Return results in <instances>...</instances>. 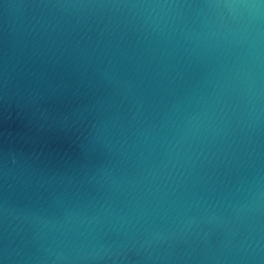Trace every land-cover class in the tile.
Returning a JSON list of instances; mask_svg holds the SVG:
<instances>
[{
    "label": "water",
    "instance_id": "95a60500",
    "mask_svg": "<svg viewBox=\"0 0 264 264\" xmlns=\"http://www.w3.org/2000/svg\"><path fill=\"white\" fill-rule=\"evenodd\" d=\"M0 264H264V0H0Z\"/></svg>",
    "mask_w": 264,
    "mask_h": 264
}]
</instances>
